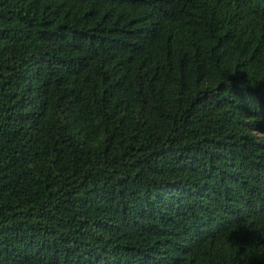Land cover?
Masks as SVG:
<instances>
[{"label":"trees","instance_id":"16d2710c","mask_svg":"<svg viewBox=\"0 0 264 264\" xmlns=\"http://www.w3.org/2000/svg\"><path fill=\"white\" fill-rule=\"evenodd\" d=\"M264 0H0V264H264Z\"/></svg>","mask_w":264,"mask_h":264},{"label":"clouds","instance_id":"9594fccd","mask_svg":"<svg viewBox=\"0 0 264 264\" xmlns=\"http://www.w3.org/2000/svg\"><path fill=\"white\" fill-rule=\"evenodd\" d=\"M249 134L254 136V137H256V136L264 137V133H261L258 130H252Z\"/></svg>","mask_w":264,"mask_h":264}]
</instances>
